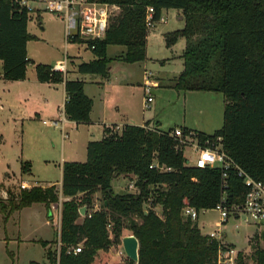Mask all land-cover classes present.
Here are the masks:
<instances>
[{
  "label": "trees",
  "instance_id": "16d2710c",
  "mask_svg": "<svg viewBox=\"0 0 264 264\" xmlns=\"http://www.w3.org/2000/svg\"><path fill=\"white\" fill-rule=\"evenodd\" d=\"M88 1L119 8L103 40L74 41L85 44L94 55L91 62L79 64L77 72L106 79L114 61L136 64L147 60L149 7L154 8L157 22L165 10L181 13L184 28L166 34L165 39L168 48L185 39L184 71L168 87L222 94V128L212 135L195 133L201 141L209 139L218 145L254 180L264 181V0ZM30 20L31 15L11 3L0 9V63L5 80H26L28 67L34 64L27 51L28 43L36 40L28 31ZM110 46L124 47L125 52L109 58ZM35 72L41 83L65 85L64 112L69 121L89 124L93 101L84 92L85 81L69 79V72L61 73L45 64L35 65ZM117 127L105 128L101 141L88 144L86 162L63 165L61 187H34L19 193L7 190V201L14 211L34 204H43L51 211L61 197L69 199L62 203L60 254L58 257L57 250L47 249L48 264H93L97 252L113 244L110 223L114 242L122 241L125 219L126 228L140 244L138 264H218L219 242L203 235L198 220L185 217L184 210L192 208L199 215L215 210L224 194L229 204L241 205L247 188L237 169L228 170L224 179L220 168L187 166L184 151L170 136L173 130H149V122L125 125L120 130ZM183 131L191 132L187 128ZM155 163L172 171L157 170ZM29 167L25 168L28 172ZM121 176L135 179L140 193L116 194L112 181ZM99 194L104 200L102 210L78 223L80 209L86 206L89 210ZM157 208L162 215L156 213ZM0 209L4 214L5 206L0 205ZM82 242L85 252L67 253L69 246ZM41 244L46 248L48 242ZM252 259L254 264H264V247L255 248ZM237 264L249 263L239 253Z\"/></svg>",
  "mask_w": 264,
  "mask_h": 264
},
{
  "label": "rangeland",
  "instance_id": "374dc122",
  "mask_svg": "<svg viewBox=\"0 0 264 264\" xmlns=\"http://www.w3.org/2000/svg\"><path fill=\"white\" fill-rule=\"evenodd\" d=\"M179 14L181 13L177 10H165L162 13L163 21L149 29L148 58L145 62L126 64L114 61L111 63L108 79L86 75L87 81L96 79L105 83V91L110 93L107 96L108 122L120 123L125 118L126 122L141 124L143 118H146L151 120L152 127L163 132L187 128L192 129L191 132L201 131L207 135L222 128L225 108L222 94L177 91L168 87V80L179 77L184 71L182 56L186 47L185 39H179L171 48L167 47L165 39L166 34L184 28V19ZM28 30L36 38L29 42L27 49L34 63L28 67V80H5L0 64V185L6 189L12 188L15 193H19L22 182H27L32 187L60 186L63 165L71 161L86 162L88 144L101 141L105 129L102 125L82 124L77 127L71 122L63 126V90H55L44 83L32 81L37 64L54 65L58 59L67 60L68 72L71 74L76 64L93 60V53L85 44L68 41L66 21L49 12L41 10L33 13ZM122 50L125 48L114 46L109 50L108 56L113 58ZM147 78L154 86V102L149 110L144 108L148 97L145 91ZM157 85L161 87H156ZM99 90L101 88L97 86H88V92L97 96L96 117L100 113L99 100L103 98L97 95ZM45 121H58L60 125L56 127L52 123L44 124ZM184 155L193 166L197 159L194 151L187 148ZM27 165H30L29 172L25 169ZM135 181L134 179L133 183ZM131 182V178L126 176L114 179V192L120 195H138V188L129 192ZM7 199L8 196L0 187V205L5 206L4 214L0 209V264L49 263L47 249L58 251L61 239L58 222L62 219V203L69 199L61 197L59 204L53 206L51 211L43 204L14 211ZM103 202L102 195H97L86 215H80L78 223H82L87 217L91 218L89 214L101 211ZM144 207L147 208V205ZM156 213L162 215V210L157 208ZM124 221L122 239L133 236L126 228V219ZM198 225L203 235L218 232L220 238L245 256L249 264H254L253 245L256 248L264 247L261 238H257L261 235L262 226L246 224L242 219L236 218H230L223 224L217 210L202 213ZM112 229L113 227L108 226L113 244L97 252L95 264H130L127 256L122 254L121 238L114 242ZM41 242H48L47 247ZM54 242L56 244L53 245ZM78 246L86 251L84 242L69 248Z\"/></svg>",
  "mask_w": 264,
  "mask_h": 264
},
{
  "label": "built area",
  "instance_id": "2783aa9c",
  "mask_svg": "<svg viewBox=\"0 0 264 264\" xmlns=\"http://www.w3.org/2000/svg\"><path fill=\"white\" fill-rule=\"evenodd\" d=\"M7 2L17 6L21 11H25L29 15L43 10L54 14L60 20H65L67 40L70 42L103 40L109 29L111 18L119 12V8L114 5L90 2L88 0H0V9L2 5ZM154 13V8L149 7L146 17V26L148 29L154 28L155 24L158 23L154 20ZM160 21H163L162 17L159 22ZM54 70L66 73L67 60L57 64ZM153 88V83L147 78L145 82V91L148 97L144 105L145 110H149L151 104L154 102ZM62 116V124L64 126L68 123L64 109ZM48 123H52L56 127L60 125L58 121L44 122V124ZM120 129L121 127H117V130ZM149 130L154 129L149 128ZM170 136L177 143L178 149L185 152L187 148H190L197 155V159L193 166L190 165V161L188 160L187 166L189 167H195L197 169L220 168L224 179L227 178L228 170L231 168L237 169L238 177L243 180L247 188L245 200L241 205L229 204L227 194H224L221 202L215 209L219 212L222 223H227L230 218H236L242 219L246 224L262 226L264 230V181L254 180L244 170L240 169L218 145L212 144L209 139L201 141L195 132L186 134L181 129H175ZM220 140L221 139H218V141ZM153 168L162 172L172 171L171 168L160 166L158 163H155ZM133 181L128 187L129 192L137 188ZM33 188L34 186H30L27 182H22L20 185V190L22 191H28ZM89 216L91 217L92 213L89 214ZM184 216L193 221H197L200 217L192 208H186L184 210ZM58 228L61 232V220L60 223L58 222ZM206 235L209 236L210 239L219 242L218 264H237L239 252H237L234 247L224 242L218 235V232H212ZM60 248L61 239L58 244V257ZM82 250L83 248L78 246L69 248L67 253L69 255H78ZM122 254H125L124 250Z\"/></svg>",
  "mask_w": 264,
  "mask_h": 264
},
{
  "label": "crops",
  "instance_id": "0c3cea01",
  "mask_svg": "<svg viewBox=\"0 0 264 264\" xmlns=\"http://www.w3.org/2000/svg\"><path fill=\"white\" fill-rule=\"evenodd\" d=\"M38 12H40V11H38ZM29 31V30H28ZM171 33V32H170ZM28 46H29V43H28ZM28 46H27V49H28ZM112 47H114V46H110V47H108V49H107V54H108V52H109V50L112 48ZM123 52H125V50H122L121 51V53H119L118 55H116L115 57H117V56H119V55H121ZM115 57H113V58H115ZM28 58L30 59V57H29V52H28ZM110 58V57H109ZM94 59V58H93ZM31 60V59H30ZM92 60H90L89 62H91ZM61 62H63V60H56V62H55V64L54 65H49V66H52V67H55L57 64H59V63H61ZM117 62H119V61H117ZM84 63V62H83ZM121 63H123V62H121ZM1 64V63H0ZM79 64H81V63H78V64H76V66H75V68L73 69V71L71 72V74H69L68 75V78L69 79H72V80H83V81H85V83H86V85H85V88H84V92H85V94H86V96L87 97H89L92 101H93V108H92V112H91V115H90V122H89V124H87L88 126H104V128H108V127H111V126H118V127H123V126H125V125H136V126H144L146 123H150V128H154V127H152L151 126V124H153V123H151V120L150 119H146V118H143V122L141 123V124H137L136 122H134V121H131V122H126V119L124 118L122 121H124V122H108V116H107V109H108V104H109V101H108V95L110 94L108 91H105V87H106V85H105V83H103V82H100V81H98V80H93V81H87L86 80V75H81V74H79L78 72H77V66L79 65ZM45 65H47V64H45ZM67 72H68V67H67ZM66 72V73H67ZM111 72V71H110ZM94 76V75H93ZM176 78H178V77H176ZM175 78V79H176ZM26 80H28V75H27V78H26ZM26 80H24V81H26ZM174 80V79H173ZM32 81L33 82H39L38 81V79H37V75H36V73H35V76H33L32 77ZM168 81H171V80H168ZM44 84H46V85H48V86H50L51 88H54L55 90H63V94H64V99H66V94H65V85L64 84H60V85H51V84H48V83H44ZM170 84V83H169ZM168 84V85H169ZM97 86L98 88H101V90H99V91H97V95L99 96V97H101V96H103V98H101L99 101L101 102L100 103V106H99V109H100V113L97 115V117L95 116V108H96V103H95V100L97 99V96L96 95H92V94H90L89 92H88V86ZM167 86V85H166ZM156 87H161V86H156ZM155 87V88H156ZM100 93V94H99ZM118 112H120V110H119V108H118ZM36 115L37 116H40V114L39 113H36ZM128 120V119H127ZM68 122H71L72 124H74V125H76L77 127H79V126H81L82 124H77L76 122H72V121H69L68 120ZM198 128H200V127H198ZM200 129H202V128H200ZM105 130V129H104ZM190 130V129H189ZM192 130V129H191ZM194 131V130H193ZM199 132V131H198ZM201 132V131H200ZM201 133H204V132H201ZM104 134V133H103ZM205 134V133H204ZM103 137H104V135H103ZM73 162V161H72ZM50 186H52V185H50ZM2 187V189L4 190V192H5V194L8 196V194H7V190L8 189H12V188H8V189H6V187H3V186H1ZM48 187V186H47ZM59 187H61V183H60V186ZM13 190V189H12ZM263 231V230H262ZM95 262H97V261H95ZM95 262L93 263V264H95ZM48 264V263H47Z\"/></svg>",
  "mask_w": 264,
  "mask_h": 264
},
{
  "label": "water",
  "instance_id": "95a60500",
  "mask_svg": "<svg viewBox=\"0 0 264 264\" xmlns=\"http://www.w3.org/2000/svg\"><path fill=\"white\" fill-rule=\"evenodd\" d=\"M87 213V207L80 209V215L85 216ZM52 217V212L50 213ZM261 240L264 242V230L261 232ZM122 246L125 255L129 260L138 264L139 263V241L135 236H126L122 239ZM256 245H253L252 249H255Z\"/></svg>",
  "mask_w": 264,
  "mask_h": 264
}]
</instances>
